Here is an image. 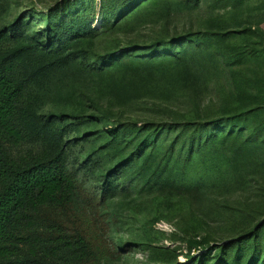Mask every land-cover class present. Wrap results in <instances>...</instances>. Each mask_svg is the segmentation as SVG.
<instances>
[{
	"label": "rangeland",
	"instance_id": "374dc122",
	"mask_svg": "<svg viewBox=\"0 0 264 264\" xmlns=\"http://www.w3.org/2000/svg\"><path fill=\"white\" fill-rule=\"evenodd\" d=\"M97 1L0 0L27 86L8 157L60 151L76 185L38 214L42 264H264V0Z\"/></svg>",
	"mask_w": 264,
	"mask_h": 264
},
{
	"label": "trees",
	"instance_id": "16d2710c",
	"mask_svg": "<svg viewBox=\"0 0 264 264\" xmlns=\"http://www.w3.org/2000/svg\"><path fill=\"white\" fill-rule=\"evenodd\" d=\"M113 1L98 0L95 12L87 15L93 18L116 13L119 4ZM60 23L61 18L56 28ZM26 88L18 65L0 59V264H42L45 257L54 259L62 247L61 238H46L38 230V214L44 207L66 208L76 195L74 181L61 166L60 151L46 159L29 161L8 157L6 147L19 146L25 140L18 116L26 102ZM212 139L209 134L205 143ZM63 245L74 247L69 242ZM79 245L85 249L83 242ZM80 250L73 248L77 255H81Z\"/></svg>",
	"mask_w": 264,
	"mask_h": 264
}]
</instances>
